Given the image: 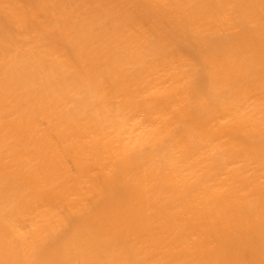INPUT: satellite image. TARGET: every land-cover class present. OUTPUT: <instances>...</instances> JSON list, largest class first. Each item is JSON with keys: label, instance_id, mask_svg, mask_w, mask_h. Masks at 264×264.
<instances>
[{"label": "bare ground", "instance_id": "1", "mask_svg": "<svg viewBox=\"0 0 264 264\" xmlns=\"http://www.w3.org/2000/svg\"><path fill=\"white\" fill-rule=\"evenodd\" d=\"M0 264H264V0H0Z\"/></svg>", "mask_w": 264, "mask_h": 264}]
</instances>
